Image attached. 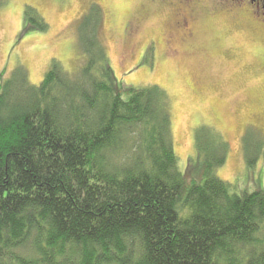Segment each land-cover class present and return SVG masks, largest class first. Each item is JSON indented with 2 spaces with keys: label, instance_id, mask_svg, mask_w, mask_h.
Masks as SVG:
<instances>
[{
  "label": "trees",
  "instance_id": "trees-1",
  "mask_svg": "<svg viewBox=\"0 0 264 264\" xmlns=\"http://www.w3.org/2000/svg\"><path fill=\"white\" fill-rule=\"evenodd\" d=\"M23 18L48 29L31 5ZM76 28L75 73L53 58L38 84L20 64L0 77V264H264V187L217 175L219 130L194 129L182 172L168 93L116 77L98 3ZM248 126L253 171L264 137Z\"/></svg>",
  "mask_w": 264,
  "mask_h": 264
},
{
  "label": "rangeland",
  "instance_id": "rangeland-1",
  "mask_svg": "<svg viewBox=\"0 0 264 264\" xmlns=\"http://www.w3.org/2000/svg\"><path fill=\"white\" fill-rule=\"evenodd\" d=\"M91 3L101 7V35L116 77L168 93L179 169L184 172L194 154V129L204 124L228 144L217 175L239 190L264 187V159L247 170L241 141L248 125L264 137V28L250 12L213 11L218 4L204 0L188 13L193 29L186 34L176 29L177 5L169 0H4L0 77L20 64L30 83L38 84L53 58L75 73L83 59L76 25ZM26 5L41 13L47 31L23 33Z\"/></svg>",
  "mask_w": 264,
  "mask_h": 264
},
{
  "label": "flooded vegetation",
  "instance_id": "flooded-vegetation-1",
  "mask_svg": "<svg viewBox=\"0 0 264 264\" xmlns=\"http://www.w3.org/2000/svg\"><path fill=\"white\" fill-rule=\"evenodd\" d=\"M171 4H176L179 15V21L176 22V29L182 30L189 34L192 31V23L188 16L193 8L199 7L204 0H169ZM213 5L212 10L222 9L230 15L236 12L251 13L257 20L258 25H263L264 28V0H211ZM220 3V4H219Z\"/></svg>",
  "mask_w": 264,
  "mask_h": 264
}]
</instances>
